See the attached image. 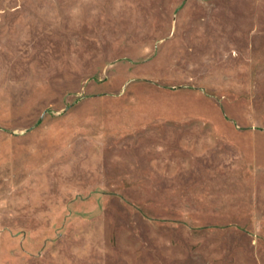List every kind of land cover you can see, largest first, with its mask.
I'll list each match as a JSON object with an SVG mask.
<instances>
[{
	"label": "rangeland",
	"instance_id": "1",
	"mask_svg": "<svg viewBox=\"0 0 264 264\" xmlns=\"http://www.w3.org/2000/svg\"><path fill=\"white\" fill-rule=\"evenodd\" d=\"M0 264H264V0H0Z\"/></svg>",
	"mask_w": 264,
	"mask_h": 264
}]
</instances>
